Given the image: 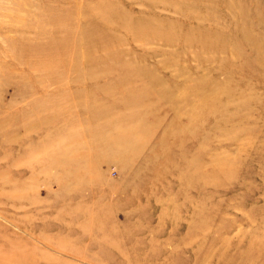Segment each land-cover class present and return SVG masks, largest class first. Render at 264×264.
Segmentation results:
<instances>
[{"label":"rangeland","instance_id":"rangeland-1","mask_svg":"<svg viewBox=\"0 0 264 264\" xmlns=\"http://www.w3.org/2000/svg\"><path fill=\"white\" fill-rule=\"evenodd\" d=\"M0 264H264V0H0Z\"/></svg>","mask_w":264,"mask_h":264},{"label":"bare ground","instance_id":"bare-ground-1","mask_svg":"<svg viewBox=\"0 0 264 264\" xmlns=\"http://www.w3.org/2000/svg\"><path fill=\"white\" fill-rule=\"evenodd\" d=\"M41 24H42V23H41ZM26 26H27V25H26ZM28 26H29V25H28ZM28 26H27V27H28ZM77 55H78V54H77ZM83 57H84V54H83ZM21 59H22V58H21ZM89 110H90V109H89ZM87 111H88V110H87ZM87 114H89V113H87ZM109 118H110V117H109ZM109 118H108V119H109ZM108 119H107V120H108ZM109 133H110V132H109ZM104 136H105V135H104ZM103 138H104V137H103Z\"/></svg>","mask_w":264,"mask_h":264}]
</instances>
